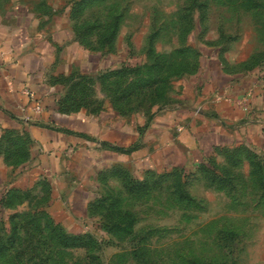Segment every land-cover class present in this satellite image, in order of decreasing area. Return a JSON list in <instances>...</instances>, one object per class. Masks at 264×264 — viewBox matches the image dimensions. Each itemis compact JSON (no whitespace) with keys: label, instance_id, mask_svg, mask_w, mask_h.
Masks as SVG:
<instances>
[{"label":"rangeland","instance_id":"1","mask_svg":"<svg viewBox=\"0 0 264 264\" xmlns=\"http://www.w3.org/2000/svg\"><path fill=\"white\" fill-rule=\"evenodd\" d=\"M21 1L61 14L63 39H71L52 78L63 88V114L106 112L146 127L193 98L210 58L230 75L264 79V0ZM27 136L0 134V157L9 140L30 153ZM222 147L192 169L103 170L94 193L102 205L77 229L61 224L95 237L90 249L51 240L40 187L11 199L5 191L21 169L8 165L10 175L0 161V264H92L97 256L100 264H264V149Z\"/></svg>","mask_w":264,"mask_h":264},{"label":"crops","instance_id":"2","mask_svg":"<svg viewBox=\"0 0 264 264\" xmlns=\"http://www.w3.org/2000/svg\"><path fill=\"white\" fill-rule=\"evenodd\" d=\"M60 17L21 0H0V134L15 129L32 142L29 160L15 175L3 156L0 161L15 177L9 189L50 185V214L65 228L77 229L88 217L99 174L116 164L144 172L192 169L216 146L264 149V79L230 75L214 58L205 60L193 98L146 127L106 112L60 113L63 88L52 78L69 52L63 45L71 46Z\"/></svg>","mask_w":264,"mask_h":264},{"label":"trees","instance_id":"3","mask_svg":"<svg viewBox=\"0 0 264 264\" xmlns=\"http://www.w3.org/2000/svg\"><path fill=\"white\" fill-rule=\"evenodd\" d=\"M27 139L31 143V139L28 136H27ZM8 146H9V150L5 154V161H6L7 165L15 167V168L16 167L18 168V167L25 165V163L30 158L29 150H27L25 152V150L22 148H19V147L15 148L14 144H12L10 142V140H9ZM222 148H223L222 146H216L214 148V150H219ZM249 150L254 155H258V153L256 152V149L249 147ZM209 159L210 158H206L200 164V166H203V165L205 166L206 164H208ZM148 173H154V172L153 171H147V174ZM100 177H101V175H100ZM40 185H41V193L39 195H42L43 201L47 202V201H49V198H50L49 197L50 196V185L47 182H43ZM32 193L33 192L30 190L29 191H21L18 189H8L5 191V195H7L8 197H12L11 199H14L15 196L26 198V197L31 196ZM99 201L100 200L98 198L96 200H94L93 203L91 204L90 208H94L95 205H96V207L102 205L101 203H98ZM42 213L47 218V230L49 231V233L51 235L50 239L55 241L58 246H60L64 249H82V248L90 249L91 247L97 246L98 241L95 237H93L87 233L76 234V235L69 234L61 224L57 223L54 220V218L51 216L50 212L43 211ZM17 228H16V231L18 230ZM40 229L42 232L43 229L41 227L37 228V230H40ZM16 231L14 233L15 237L12 238L13 239V246H15L17 244L16 242L19 239ZM90 262H92V264H100L101 263L98 256L90 258Z\"/></svg>","mask_w":264,"mask_h":264},{"label":"built area","instance_id":"4","mask_svg":"<svg viewBox=\"0 0 264 264\" xmlns=\"http://www.w3.org/2000/svg\"><path fill=\"white\" fill-rule=\"evenodd\" d=\"M26 94L31 96L32 98L34 97V94L32 92H30V91H26ZM36 109L40 110L41 108H40V106H37Z\"/></svg>","mask_w":264,"mask_h":264}]
</instances>
